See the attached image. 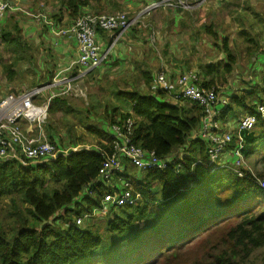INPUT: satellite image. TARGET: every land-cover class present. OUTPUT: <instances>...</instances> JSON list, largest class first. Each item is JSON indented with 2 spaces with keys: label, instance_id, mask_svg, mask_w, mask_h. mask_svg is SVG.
<instances>
[{
  "label": "trees",
  "instance_id": "obj_1",
  "mask_svg": "<svg viewBox=\"0 0 264 264\" xmlns=\"http://www.w3.org/2000/svg\"><path fill=\"white\" fill-rule=\"evenodd\" d=\"M101 2L106 0H62L66 13L56 14L51 20L58 28H68L78 16L103 15L83 12ZM249 28L240 31V35L256 47L257 34H250ZM206 31L216 36L211 29ZM19 33V25H7L2 30L4 49L15 55L13 62L4 67L11 81L15 65L25 58L24 53H18L19 48H28ZM108 33L111 32L97 29L96 44L99 36ZM228 44L229 40L224 39L222 45L215 46L227 58L220 64L222 68L212 61L197 62L199 73H204L201 78L198 75V87L217 89L218 84L226 83L237 63ZM250 51L252 48L247 50L249 55ZM109 56L112 52L103 64L110 60ZM126 65L131 67L127 76L133 87L114 93L118 101L130 104V111L116 108L111 113L107 111L102 122L85 120V116L79 121L95 140V148H86L87 141L75 139L72 128L67 138L49 124L45 126L50 132L49 141L60 153L52 158L28 160L19 155L0 161V203L8 202L1 210L6 217H13L9 230L0 218V264H243L264 248V189L257 183L264 180V119H258L253 129L244 133L242 150L246 160L254 159L250 164L262 166L259 178L244 168L239 177L231 168L236 140L228 149L229 162H224L228 169L211 172L206 164V145L194 137L204 109L190 101L171 102L172 92L156 85L159 69L147 70L146 61ZM51 68L46 70L50 82L57 72V67ZM136 75L147 92L136 89ZM230 101L232 105L221 114L222 124L234 107L252 114L257 103L264 104V89L247 88ZM58 112H71L65 97H56L50 103L49 114ZM129 118L135 123L136 146L153 151L160 158L177 152L176 162L167 170L144 174L124 164L115 183L98 182L90 195L83 194L84 187L96 180L109 151V128ZM177 165L180 167L175 172ZM120 180L129 181L132 194L140 199L132 206L107 209L102 217L90 218L77 226L79 217L100 208L104 195L120 194Z\"/></svg>",
  "mask_w": 264,
  "mask_h": 264
},
{
  "label": "built area",
  "instance_id": "obj_2",
  "mask_svg": "<svg viewBox=\"0 0 264 264\" xmlns=\"http://www.w3.org/2000/svg\"><path fill=\"white\" fill-rule=\"evenodd\" d=\"M211 0H158L152 2L144 10L130 20L125 13L78 16L75 22L68 28L55 29L50 23L51 34L57 39L73 40L77 46L78 58L71 67L59 71L49 85L35 87L17 93H10L0 99V161L8 158L21 156L28 160L52 158L61 151L51 144L46 134V123L49 118L51 101L59 96H69L76 92L79 84L94 70L99 68L109 51L101 52L96 44V30L125 34L130 27L134 26L141 17L151 12L163 9L172 11H194L209 3ZM13 11H22L11 5L8 1L0 0V42L2 36L1 22ZM25 14V13H24ZM56 46L58 42H55ZM76 70V73L70 70ZM67 72V73H66ZM168 71L160 68L156 74V85L170 94L174 102H194L204 109L201 120V128L194 137L199 138L206 145L207 166L211 172L218 169H228L221 158L226 154L234 139L237 146L231 151L233 158L231 168L242 177L241 169L245 168V160L242 157L244 133L253 129L258 119H264V104H256L252 114L242 118L234 133L226 132L222 128L220 116L223 112L217 89H203L198 87L199 77L195 72H184L171 83ZM61 87L58 93L52 90ZM46 91L50 95L43 100ZM134 121L129 118L123 124H115L109 128L110 146L100 164L97 178L93 183L83 189V194L90 195L92 188L98 182L113 184L114 178L125 167L137 169L141 174L149 171L167 170L171 163L177 160L174 153L168 157H157L153 151H145L133 142ZM175 161V162H174ZM180 166L175 167V172ZM253 177H255L253 175ZM258 185L264 189V180H257ZM122 191L106 194L101 199V206L94 209L91 214H84L76 220V225L81 226L86 220L102 217L107 209L123 206H132L140 199L139 195L132 194L129 181H121Z\"/></svg>",
  "mask_w": 264,
  "mask_h": 264
},
{
  "label": "rangeland",
  "instance_id": "obj_3",
  "mask_svg": "<svg viewBox=\"0 0 264 264\" xmlns=\"http://www.w3.org/2000/svg\"><path fill=\"white\" fill-rule=\"evenodd\" d=\"M33 1L35 5H33L32 7L20 5V7H22L21 9L27 12L31 11L34 15H45L46 19L49 21H51L50 11L52 9L58 11L62 6L61 3L59 4V0ZM203 7L205 8L201 9V7L190 12H183L180 10H171L168 12L158 10L155 12H151L148 15H144L143 17H141L137 22L138 24L136 23L134 26L125 31V34L130 37H135L136 35L142 37L143 41H140L141 47H145L147 50H149V55L147 56L146 61L147 70L148 68H153L157 72V70L160 68L166 70V66L169 67L167 71L170 75L172 74V70L182 71L184 69H188V63H190V66L193 69L189 68V71L197 73V75H199L201 78L203 77L204 73H199L198 70H200V66L196 63L198 61L199 63L205 61L204 58H206L208 61L217 59L219 51L212 49V47L214 46L213 43H217L219 41V43L222 44L224 39H228V45L230 49L236 50L237 46L239 47V42L237 41L244 42V37L240 35V31L242 27L245 29L247 28V26H249L247 23V19L249 23L251 20L259 22L254 17L255 11H257V13L259 14L262 13V16L264 18V0H211ZM161 11L166 14L162 17L161 13L157 14L159 17H161L159 20L157 18L152 19L154 13ZM128 16L129 18H131L133 17V14ZM29 17L30 16L26 14L18 13L16 14V18L14 19L15 23H24L23 29L19 26L21 28L19 35L24 37L25 42H27L28 48L21 47L18 50V53L19 51H21L20 54L24 53L25 58L20 62V64L15 65V74L12 81L8 79L4 67L6 64L13 62L15 55L12 50H5L3 47L4 44L0 42V99L10 93H17L22 89L28 88L29 82L33 79L37 71L41 73L40 70L44 71L52 69L50 67H46L48 56L57 55L54 50L55 47L53 45L55 44L54 42H59L61 39L56 40L55 38L50 36L49 33L47 35V31L41 28V25L37 23L36 20L32 19L33 17ZM162 19H164L166 23H169L168 27L159 28V26L158 28H156L155 26H152V31L149 28L145 30L142 29L143 25H152L154 21H160ZM43 20L44 22L46 21L45 19ZM206 29H211V31H213L216 36L214 37L212 35H209L210 33L206 31ZM143 34H145L144 37L147 38H144L142 36ZM192 35L193 38H191ZM117 36L118 33H115L114 37ZM50 37L53 38V44ZM164 37H168L169 39L165 42ZM160 38H162V40H160ZM40 39H44L45 43H42L41 45V43H39ZM166 43L168 44L165 45ZM186 43H188V46L185 45ZM98 44H100V41H98ZM49 48H51V50ZM193 48H195V51L193 50ZM126 51L127 46L120 50L116 49L114 54H112V56H109L110 60L108 62L102 64L100 68H97L85 79H83V81L80 83V87L78 88L81 91V94L76 95L75 92L69 96H62L66 98V101L71 108V112H66L64 114L58 112L55 115L49 114L46 126L51 124L52 126H54L56 131L62 135V137L67 138L70 137L69 131L70 128H72L74 135L73 137L75 139H84L85 141H87V144H85L86 148H95V140L92 139L89 134L85 132V129H83L79 125V121L82 117L85 116L88 118H85V120L102 122L103 119L101 118L105 116L107 111L108 113H111V111L116 108L121 112L128 111L127 109L128 106L130 107V104L121 103L120 101H118L117 98H115L116 96L114 93V91H117L118 89L129 90L133 87L132 84L131 86H127V82H129L127 71L125 68H123L124 66H128V69H131L129 65H126V61L128 60ZM111 52L112 49H110L109 54H111ZM121 52L123 53L125 63L122 61L115 62V57H117L115 55L120 54ZM165 52L168 53L167 56H164ZM182 54L186 55V67H173L172 64H174V62L171 61V57L173 56L174 58H178ZM40 55H42L41 58ZM44 55L47 56V58H44ZM199 56H201V58H199ZM202 56H204V58ZM249 58L251 59V56H249ZM244 64L245 69L247 70L245 74L246 77L250 76L251 74L254 77V74H258V78L260 79V81H262V77H260V75L264 70L263 62L258 63V65L252 62H245ZM249 64H252V66H254V72H252V66L249 68ZM136 78L139 82L136 86L137 89L139 85L141 86L142 81L140 79V76L138 77L136 75ZM234 79H237L235 75ZM232 80V77H228L229 85H232ZM249 82L252 81L249 80ZM218 85L219 87H221V94L228 93L229 86L227 82H224L222 86L220 84ZM141 92L145 93L144 90ZM49 95L50 92L46 91L43 94L42 99L45 100ZM46 134L49 138L50 132L48 130H46ZM241 154L243 159L245 160L244 169L249 170L254 176H256V178H259V175L263 170L262 166L254 167L252 165L254 163V159L246 160L243 156L242 151ZM222 162L227 163L229 162V160H224ZM51 186L57 189L60 188V185L57 183H51ZM1 202L3 203H0V216L2 215V217L0 218L4 221V228L9 230L8 228L12 224L11 222L13 220V217L5 216V213H3L1 209L7 207L8 202ZM263 258L264 248L255 251L250 259L243 264H261Z\"/></svg>",
  "mask_w": 264,
  "mask_h": 264
},
{
  "label": "crops",
  "instance_id": "obj_4",
  "mask_svg": "<svg viewBox=\"0 0 264 264\" xmlns=\"http://www.w3.org/2000/svg\"><path fill=\"white\" fill-rule=\"evenodd\" d=\"M8 1L11 3V5L17 6L19 9L22 8V7H20V5L30 6V7L35 5L33 0H8ZM61 1L62 0H59V4L61 3ZM155 1H158V0H106V2H101L100 4L95 3V4H92L91 6H88L87 8H84L83 12H85V13H100V14H103V13L104 14L125 13V14H127V16L133 14V17L129 18L130 20H132V19H135L136 16H138L144 10V8H146L148 5H150L152 2H155ZM203 8H205V7L202 6L201 9H203ZM160 10H163V9H160ZM163 11L168 12L171 10H167V11L163 10ZM183 12H188V11H183ZM18 13H21V14L25 13L26 15L30 16L29 18L33 17L32 19L36 20L37 23H39L41 25V28H43L45 31H47V35L49 33L50 36H52L51 32H50L51 26L48 25V22H50V24L51 23L54 24L53 26L55 29H60V28L56 27L54 22H51L52 21L51 18L56 14H59V13L64 14L66 12L64 11V8H62V6L60 7V9L58 11L55 9H52L50 11V20L51 21H49L46 19L45 15H40V14L34 15V14H32L33 12H31V11H29V12L23 11V10H22V12L21 11H13V12L9 13L5 17V19L1 22L3 28H5L7 25H10V27H12V28L14 25H16V26L19 25L23 29L24 23H20V22L15 23L14 22V19L16 18V14H18ZM160 13H161V17L166 14V13L164 14L162 11L154 13L152 19L157 18L159 20L161 17H159L157 14H160ZM254 17L259 22H255L254 20H251L250 23L249 22H247V23L252 29V32H250V34H252V35L257 34L258 46L254 47L253 43H248L245 40V36H243V35H241V36L244 37V39H243L244 42L243 41H237V42H239V47L237 46L236 50H233L234 55H235L236 60H237V63L234 66V70H233L232 74L228 75L226 78V82L228 83V86H229L228 93L221 94L220 93L221 87H218V89H217L218 98H219V101L221 104V107L219 106L220 109H222V108L226 109V106H231L232 105V103L230 101L231 98L242 94L243 91L246 90L247 88L249 89L250 87L256 86L257 88L264 89V70L262 71V74L260 75V77H262L261 78L262 81H260V79L258 78V76H259L258 74H254V77L252 76V74L248 77L245 76V74L247 72V70L245 69V64H244L245 62H252V63H255L257 65H258V63H261V62L264 63V18L262 16V13L259 14V13H257V11H255ZM42 18L45 19L46 21L44 22V20ZM164 19H162L160 21H154L152 23V25H143L142 29L145 30V29L149 28L152 31V26H155L156 28H158L159 26H160L159 28L168 27L169 23H166ZM249 26H247V28H245V29L242 27L241 31H243V30L249 31L250 30ZM21 28H20V30H21ZM62 28H64V27H62ZM209 35H211V34H209ZM142 36L144 37L145 34H143ZM52 37H50V38H51L52 44H53V42H54L53 38L54 37L53 38ZM98 38H99L98 41H100V44H98V46H99L101 52H105L106 49H107L106 51H110V49H112V54H114L116 49L120 50V49L125 48L127 46L126 55L128 57V60L126 61V64L130 63L132 65V62L147 61V56L149 55V50H147L145 47H141L140 41H143V39L139 35H136L135 37H130L126 34H123V35L114 37V34L110 33L107 35L106 34L101 35ZM144 38H147V37H144ZM191 38H193V35ZM168 39H169L168 37H164L165 42ZM160 40H162V38H160ZM39 43H41V45H42V43L43 44L45 43V40L40 39ZM55 44L53 46L55 47L54 50H55L57 55L56 56H53V55L50 56L49 55L48 59L46 61L47 66L46 65L45 66L50 67V68H51V66L57 67V72L55 73V75H56L59 71H64V70H67L71 67V65L78 58V50H77V46H76L75 42L73 40H69L67 38L61 39L58 42L57 46ZM167 44L168 43H166L165 45H167ZM213 44H214V46L212 47V49H215L216 51L218 49H216L215 46L217 44L222 45L219 43V41L217 43H213ZM185 45L188 46V43H186ZM248 48H252V51H250V53H251L250 55L247 53ZM49 49L51 50V48H49ZM223 55H224L223 52L219 51V54H218L219 58L217 57V59L212 60V62L218 63L219 65L220 64L223 65V62H225L227 59L226 56L224 55V57H223ZM41 56L42 55H40V58H41ZM115 56H117V57H115V61L124 62L125 59H124L122 52L120 54L115 55ZM249 56H251V59L249 58ZM44 58H47V56L44 55ZM171 59H172L171 61L174 62V64H172L173 67L174 66L177 68H180V66L183 68L186 67L187 59H186L185 54H182L178 58H174L172 56ZM204 59H205V61H203V62H209L206 58H204ZM188 64H189L188 68H192L190 66V63H188ZM251 66H252V64H249V68ZM222 67L223 66H221V68ZM252 67H253L252 72H254L255 71L254 66H252ZM123 68H125L127 71L129 67L124 66ZM165 68H166V70L169 69V67H166V66H165ZM255 68H256V65H255ZM40 71H41V73H39L37 71V73L34 75L33 79L29 82L28 88L22 89L21 91L30 90V89H33V88L39 87V86L49 85L52 82V80L50 82L49 77H48L49 75L47 74L46 70H44V71L40 70ZM73 71L74 70L72 68L70 70V72L72 73ZM176 72L177 71L172 70V74H170L171 78L169 81L171 83H174L176 78L181 75V74L177 75ZM55 75H53L52 79H54ZM234 75L239 81L237 79H234ZM228 77L229 78L232 77V79H233L232 85H229L230 80L228 81ZM206 78H208V76H206ZM246 78H249V79H246ZM249 80H251L252 82H249ZM79 86H80V84H79ZM127 86H131V83L127 82ZM60 88L61 87H58V88L54 89V91L52 90V92L56 94L60 91ZM124 90H127V89H124ZM129 90H131V89H129ZM137 90L139 92H141L143 90L146 92L148 89L145 88L143 83H142L141 86L139 85V87H137ZM21 91H19V92H21ZM47 92H50V91H47ZM120 102L124 103L122 101H120ZM253 102H255V101H253ZM127 110L130 111L129 106H128ZM246 114H247V112L244 110V108H235L234 107L232 109V112L230 113V115L227 117V119L223 123V130L226 132L234 133L236 131V128H237L239 121L242 118H244L246 116ZM228 159H229L228 154H226V156L224 155L222 157V160H228Z\"/></svg>",
  "mask_w": 264,
  "mask_h": 264
},
{
  "label": "clouds",
  "instance_id": "obj_5",
  "mask_svg": "<svg viewBox=\"0 0 264 264\" xmlns=\"http://www.w3.org/2000/svg\"><path fill=\"white\" fill-rule=\"evenodd\" d=\"M5 1H8V0H5ZM8 2H9V1H8ZM9 3H10V2H9ZM10 4H11V3H10ZM14 7L18 8L17 6H14ZM18 9H19V8H18ZM21 12H22V11H21ZM2 30H3V27H2ZM1 38H2V36H1ZM159 70H160V69H159ZM217 89H218V88H217ZM59 97H62V96H59ZM171 101L174 102L172 99H171ZM175 103H177V102H175ZM223 111H224V110H223ZM222 113H223V112H222ZM246 115H247V114H246ZM202 118H203V117H202ZM220 120H221V116H220ZM221 123H222V122H221ZM200 128H201V125H200ZM200 128H199V130H200ZM222 128H223V125H222ZM199 130H198V132H199ZM198 132H197V133H198ZM197 133H195V134H197ZM195 134H194V136H195ZM234 140H236V139H234ZM236 142H237V141H236ZM230 147H231V145H230ZM230 147H229V148H230ZM229 148H228V149H229ZM228 149H227L226 153L229 155ZM175 153L177 154V152H175ZM224 155H225V154H224ZM224 155H223V156H224ZM232 159H233V158H232ZM221 161H222V158H221ZM225 164H226V163H225ZM226 165H227V164H226ZM230 166H232V164H231Z\"/></svg>",
  "mask_w": 264,
  "mask_h": 264
},
{
  "label": "bare ground",
  "instance_id": "obj_6",
  "mask_svg": "<svg viewBox=\"0 0 264 264\" xmlns=\"http://www.w3.org/2000/svg\"><path fill=\"white\" fill-rule=\"evenodd\" d=\"M179 11V10H178ZM108 34H110V33H108ZM53 80V79H52ZM54 91V90H53ZM256 108V107H255ZM244 117V116H243ZM230 150V149H229Z\"/></svg>",
  "mask_w": 264,
  "mask_h": 264
}]
</instances>
